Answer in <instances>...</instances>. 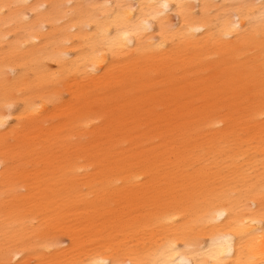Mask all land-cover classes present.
I'll list each match as a JSON object with an SVG mask.
<instances>
[{
  "label": "bare ground",
  "instance_id": "bare-ground-1",
  "mask_svg": "<svg viewBox=\"0 0 264 264\" xmlns=\"http://www.w3.org/2000/svg\"><path fill=\"white\" fill-rule=\"evenodd\" d=\"M101 262L264 264V0H0V264Z\"/></svg>",
  "mask_w": 264,
  "mask_h": 264
},
{
  "label": "rangeland",
  "instance_id": "rangeland-1",
  "mask_svg": "<svg viewBox=\"0 0 264 264\" xmlns=\"http://www.w3.org/2000/svg\"><path fill=\"white\" fill-rule=\"evenodd\" d=\"M157 91H158V89L152 90L153 93H156ZM197 95H199V94H197ZM62 97L66 98V99L68 98L66 93H63ZM149 106H151V105H147L146 107H149Z\"/></svg>",
  "mask_w": 264,
  "mask_h": 264
},
{
  "label": "snow or ice",
  "instance_id": "snow-or-ice-1",
  "mask_svg": "<svg viewBox=\"0 0 264 264\" xmlns=\"http://www.w3.org/2000/svg\"><path fill=\"white\" fill-rule=\"evenodd\" d=\"M101 264H103V262H101Z\"/></svg>",
  "mask_w": 264,
  "mask_h": 264
}]
</instances>
